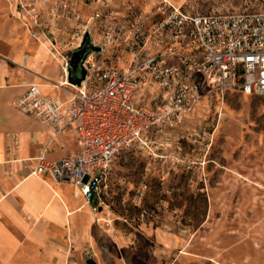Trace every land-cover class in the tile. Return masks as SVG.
Wrapping results in <instances>:
<instances>
[{
    "label": "built area",
    "instance_id": "1",
    "mask_svg": "<svg viewBox=\"0 0 264 264\" xmlns=\"http://www.w3.org/2000/svg\"><path fill=\"white\" fill-rule=\"evenodd\" d=\"M41 1H20L23 26L47 42L59 66L52 86L70 96L46 95L30 82L12 105L55 134L75 127L77 152L51 160L41 149L29 174L74 186L92 213L106 207L118 154L162 158L197 142L200 126L188 117L203 96L233 90L264 97V11L190 14L169 0ZM85 34V76L73 85L69 61Z\"/></svg>",
    "mask_w": 264,
    "mask_h": 264
},
{
    "label": "rangeland",
    "instance_id": "2",
    "mask_svg": "<svg viewBox=\"0 0 264 264\" xmlns=\"http://www.w3.org/2000/svg\"><path fill=\"white\" fill-rule=\"evenodd\" d=\"M6 1L20 12V1L32 0ZM169 1L190 14L264 11V0ZM35 55L33 68L49 58L41 46ZM9 98L4 93L2 101ZM188 120L201 133L194 145L182 142L180 154L117 155L107 174L106 207L90 211L88 235L67 240L48 262L264 264V97L209 93Z\"/></svg>",
    "mask_w": 264,
    "mask_h": 264
},
{
    "label": "crops",
    "instance_id": "3",
    "mask_svg": "<svg viewBox=\"0 0 264 264\" xmlns=\"http://www.w3.org/2000/svg\"><path fill=\"white\" fill-rule=\"evenodd\" d=\"M40 46L48 53L47 42L23 26L20 12L0 0V264H51L49 259L63 251L67 240L82 242L92 223L90 208L74 186L29 174L41 149L51 160L78 150L74 126L55 134L51 126L12 105L30 82L46 95L70 96L52 86L59 66L49 53L33 68ZM4 93L10 95L7 103Z\"/></svg>",
    "mask_w": 264,
    "mask_h": 264
},
{
    "label": "water",
    "instance_id": "4",
    "mask_svg": "<svg viewBox=\"0 0 264 264\" xmlns=\"http://www.w3.org/2000/svg\"><path fill=\"white\" fill-rule=\"evenodd\" d=\"M90 50L91 47L88 45L87 34H85L80 47L73 50L71 53L69 66H68V75H67V81L70 84L79 85L80 82L84 79L85 70L82 66V63L84 61L86 54L89 53ZM87 263L89 264L90 261L88 260Z\"/></svg>",
    "mask_w": 264,
    "mask_h": 264
}]
</instances>
